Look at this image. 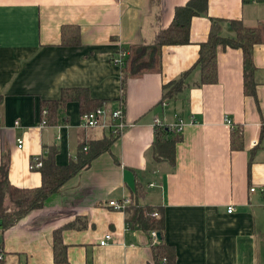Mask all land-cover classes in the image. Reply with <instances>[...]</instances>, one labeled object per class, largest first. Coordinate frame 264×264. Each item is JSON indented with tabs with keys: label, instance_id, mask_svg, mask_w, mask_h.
Masks as SVG:
<instances>
[{
	"label": "crops",
	"instance_id": "1",
	"mask_svg": "<svg viewBox=\"0 0 264 264\" xmlns=\"http://www.w3.org/2000/svg\"><path fill=\"white\" fill-rule=\"evenodd\" d=\"M189 1L0 0V163L12 186L39 187L32 159L52 148L56 165L66 166L82 144L90 153L112 136L82 128L77 103L55 126L42 125L40 102L58 100L63 89H88L133 125L40 209L0 226L3 264H155L151 233L132 229L129 214L109 206L135 203L139 186L138 204L160 209L161 240L173 247L175 264H264V194L250 192L264 187V44L254 48L255 98L245 94L242 50L219 51L215 84L202 85L197 66L212 19L223 21L225 37L234 35L235 20L264 28V0H209L207 15L191 21L190 44L164 47L160 71L128 79L125 96L123 69L113 63L121 49L129 57V48L152 45ZM63 26H77L79 46L61 44ZM185 74L183 88L164 99V87ZM156 120L170 127L183 121L174 163L155 150ZM235 128L243 136L237 150ZM107 234L113 239L101 246ZM56 239L64 263L55 260Z\"/></svg>",
	"mask_w": 264,
	"mask_h": 264
},
{
	"label": "trees",
	"instance_id": "2",
	"mask_svg": "<svg viewBox=\"0 0 264 264\" xmlns=\"http://www.w3.org/2000/svg\"><path fill=\"white\" fill-rule=\"evenodd\" d=\"M209 0H190L185 6L179 7L175 11L171 25L160 30L155 42L149 46H133L129 48L130 55L123 68V90L124 96L127 80L130 78H140L148 73H157L161 69L162 51L167 46H183L190 44L191 21L194 17L206 16L208 13ZM234 30L232 37H225L221 34L223 21L212 19V28L208 40L201 45L197 66L201 70L202 85H212L218 80V53L225 48L240 49L244 55V76L245 94L256 97L257 83L255 81L256 67L254 64V48L256 45L264 44V28L257 26L246 27L240 21L230 22ZM81 36L77 26H63L61 28V44L63 46L77 47L80 45ZM127 50V49H124ZM185 74L179 80L173 81L164 87V99L172 98L185 85ZM70 103H77L81 114L95 111L101 107L103 102L91 98L86 88H67L61 91L58 100H48L40 102V110L43 112L41 121L45 126H55L60 121V115L65 111ZM64 121V119H63ZM242 130L235 128L233 131L232 148L237 150L242 148ZM117 138L112 135L109 139H104L99 143L96 150L90 149L86 153L84 149L90 144L81 145L77 160L70 161L66 166H58L53 160L56 149L48 153L46 157L39 156L41 167L38 172L41 175V185L37 188H18L8 182V165L6 161L0 163V226L3 229L13 226L27 213L40 209L44 201L56 191H58L70 178L75 177L81 171L90 167L92 161L101 153L110 150L113 140ZM181 140V136L176 134L170 126H158L155 130V150L157 154L175 162V146ZM141 187L137 189V201L126 208L129 214L127 220L129 227L146 232L156 231L161 236L164 235V220L152 217L155 212L160 213L157 207L139 205L142 195ZM7 200L14 210L8 211L5 206ZM137 202V203H136ZM59 240H55V252L57 262H65L61 257ZM155 264H175V253L173 247L167 245L164 240L159 241L155 246ZM62 258V259H61Z\"/></svg>",
	"mask_w": 264,
	"mask_h": 264
},
{
	"label": "built area",
	"instance_id": "3",
	"mask_svg": "<svg viewBox=\"0 0 264 264\" xmlns=\"http://www.w3.org/2000/svg\"><path fill=\"white\" fill-rule=\"evenodd\" d=\"M127 58H128L127 50L121 49L119 53L113 58V63L119 68L123 69L126 65ZM225 123H227V125H231V126L233 125L232 121L228 117L225 118ZM17 125H18V122L15 123V126ZM42 125H44L43 122H42ZM81 126L82 128L90 129V130L92 129L106 130L116 137H121L126 132L127 129L133 127L132 124H128L125 121V114L122 109L110 110L105 106L99 107L95 111L82 114L81 115ZM158 126H163L160 120L155 121V127H158ZM183 126H184L183 121L179 120L176 126L174 127L171 126V127L174 129L176 134H179L182 132ZM16 144H17L18 149H22L23 140L20 138H17ZM40 167H41V162L39 161V159L37 157L33 158L30 168L38 169ZM250 192L264 194V187L257 188L253 186L250 189ZM131 204H132L131 199L110 200L109 201V206L118 211H125L126 208L129 207ZM233 212H234L233 207L228 208L229 214H232ZM152 217L159 218V213L158 212L153 213ZM151 237L155 244L158 243L156 231L151 232ZM112 239H113L112 235L107 234L105 235L104 239L100 242V245L107 246L112 241ZM3 263H4V255L0 251V264H3Z\"/></svg>",
	"mask_w": 264,
	"mask_h": 264
},
{
	"label": "water",
	"instance_id": "4",
	"mask_svg": "<svg viewBox=\"0 0 264 264\" xmlns=\"http://www.w3.org/2000/svg\"><path fill=\"white\" fill-rule=\"evenodd\" d=\"M157 238L159 241H161V235L160 234H157Z\"/></svg>",
	"mask_w": 264,
	"mask_h": 264
}]
</instances>
